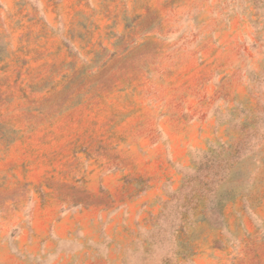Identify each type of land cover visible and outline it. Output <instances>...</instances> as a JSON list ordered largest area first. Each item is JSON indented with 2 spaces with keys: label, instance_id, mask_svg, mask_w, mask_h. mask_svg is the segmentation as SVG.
<instances>
[{
  "label": "rangeland",
  "instance_id": "374dc122",
  "mask_svg": "<svg viewBox=\"0 0 264 264\" xmlns=\"http://www.w3.org/2000/svg\"><path fill=\"white\" fill-rule=\"evenodd\" d=\"M0 264H264V0H0Z\"/></svg>",
  "mask_w": 264,
  "mask_h": 264
},
{
  "label": "crops",
  "instance_id": "0c3cea01",
  "mask_svg": "<svg viewBox=\"0 0 264 264\" xmlns=\"http://www.w3.org/2000/svg\"><path fill=\"white\" fill-rule=\"evenodd\" d=\"M10 257L14 258V255L13 254H9Z\"/></svg>",
  "mask_w": 264,
  "mask_h": 264
}]
</instances>
